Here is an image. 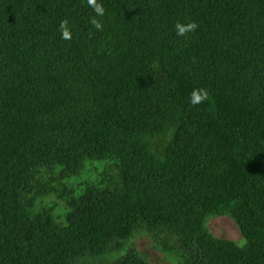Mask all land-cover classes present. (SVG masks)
Returning a JSON list of instances; mask_svg holds the SVG:
<instances>
[{
  "label": "trees",
  "instance_id": "trees-1",
  "mask_svg": "<svg viewBox=\"0 0 264 264\" xmlns=\"http://www.w3.org/2000/svg\"><path fill=\"white\" fill-rule=\"evenodd\" d=\"M98 2L0 0V264H148L138 229L264 264V0Z\"/></svg>",
  "mask_w": 264,
  "mask_h": 264
},
{
  "label": "rangeland",
  "instance_id": "rangeland-1",
  "mask_svg": "<svg viewBox=\"0 0 264 264\" xmlns=\"http://www.w3.org/2000/svg\"><path fill=\"white\" fill-rule=\"evenodd\" d=\"M47 202L59 203L53 197ZM205 226L215 239L230 241L238 246L245 243L237 226L227 216H212L206 220ZM126 249L135 250L148 264H182L183 251L178 240L165 231L147 233L143 229H138L127 242ZM103 259L111 260L112 257Z\"/></svg>",
  "mask_w": 264,
  "mask_h": 264
},
{
  "label": "clouds",
  "instance_id": "clouds-1",
  "mask_svg": "<svg viewBox=\"0 0 264 264\" xmlns=\"http://www.w3.org/2000/svg\"><path fill=\"white\" fill-rule=\"evenodd\" d=\"M87 4L93 9L95 16L91 17L90 24L95 27L97 30H101L103 25L97 17H102L105 14V8L102 3H99L98 0H87ZM176 35L184 37L189 33L195 32L198 25L195 21H190L188 23L177 22L175 24ZM58 29L61 33V38L64 40H71L72 33L69 27V22L67 19L61 20L58 26ZM208 98V92L203 88H196L191 91L189 94V102L192 105H198L205 103Z\"/></svg>",
  "mask_w": 264,
  "mask_h": 264
}]
</instances>
